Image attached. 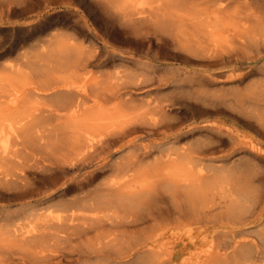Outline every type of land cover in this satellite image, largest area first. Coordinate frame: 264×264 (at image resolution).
I'll list each match as a JSON object with an SVG mask.
<instances>
[{"label":"rangeland","instance_id":"374dc122","mask_svg":"<svg viewBox=\"0 0 264 264\" xmlns=\"http://www.w3.org/2000/svg\"><path fill=\"white\" fill-rule=\"evenodd\" d=\"M245 1L11 0L0 8V83L10 91L0 100L11 104L0 108V126L9 129V125L15 128L19 124L12 92L20 87L28 106L37 105L41 115L67 121L82 138L90 135L94 141L131 115L117 117L111 110L120 104L119 97L105 103L100 99L107 93L106 87L128 85L127 95L133 97L130 103L137 110L152 98L175 101L165 119L176 122L179 141L173 129L149 132L139 128L98 147L84 165L61 174L59 182L69 178L74 187L76 179L93 171V180L85 189L123 181L136 190L161 162L164 148L180 153L184 147L215 146L170 165L181 177L180 193L175 200L162 199L168 211L156 219L127 228L106 223L79 238L51 237L49 242L37 244L14 235L5 224L7 217L36 204L38 212H58L56 206L45 210L44 201L51 197L58 203L81 193L74 187L65 198L56 190L49 197L52 187L35 173L41 162L28 165L31 170L25 179L13 184L0 181V264H214L241 261L244 251L252 254L254 264H264V103H238L233 96L238 90L264 87V20L260 19V30L252 22L244 24L238 12ZM257 1L264 4V0ZM244 31L254 35L256 43L244 42ZM25 74H33L32 79ZM43 75L51 78L43 79ZM209 75L219 77L220 82L197 85ZM203 88L211 94L202 93ZM61 91L77 98L78 93H85L83 107L73 113L60 111ZM218 95L225 99L219 100ZM202 123L217 124L232 137L224 131L195 127ZM7 142L0 135V146ZM256 146L262 148L261 155L250 152ZM144 149L151 153L139 157ZM137 155L140 159L127 174L116 173L117 165ZM3 162L0 160V166ZM197 178L203 196L200 198L199 190L193 202L198 212L195 216L189 199H195L190 183ZM245 180L251 199L235 210ZM36 186L40 194L20 193ZM128 210L105 211V216L132 212Z\"/></svg>","mask_w":264,"mask_h":264},{"label":"bare ground","instance_id":"6f19581e","mask_svg":"<svg viewBox=\"0 0 264 264\" xmlns=\"http://www.w3.org/2000/svg\"><path fill=\"white\" fill-rule=\"evenodd\" d=\"M10 1L11 0H0V8L4 7L5 5H8ZM155 7H158V5H156ZM218 8L221 9V5L218 4ZM229 10L231 11V9ZM214 14L213 17L215 18ZM238 14H240L241 17L239 19L243 20L244 24L247 21L252 22L254 25L258 26L257 28H259L260 30V19L264 20V4L259 3L257 0H246L244 2L243 9L241 10V12H238ZM244 32L246 34V31ZM241 36V38H244L243 40L247 44L256 43L257 41L255 40L257 38H255L254 35L249 36L246 34V36ZM86 63L87 62H84L83 65H86ZM73 67L78 69V63H74ZM38 73L40 74V71H38ZM39 74L36 75L38 76ZM24 76L32 79L33 74H25ZM48 76L43 75V79H46L45 77H47V79L51 78V76ZM2 77L4 78V76ZM205 77L206 79L197 82L198 86H207L206 84L214 85L220 82V79L217 76L209 75V77ZM29 83H32V81ZM113 87L114 86L106 87L107 93H105L103 95V98L100 99L105 103L106 101L119 97L121 99L120 104L117 106H113L111 110L119 114L117 117H123L128 114L131 115L129 116V118L122 120V124L116 126L115 128H113L112 131L108 132L102 138H99L95 141L93 140V138L89 137L90 135L82 138L78 130L74 128L73 125L68 124L67 121H58L57 119H55L56 117L52 114H47L46 116L41 115L40 107H38L37 105L28 106L26 97H24V94H22L24 93L22 87H20L14 92L11 91L14 95L13 98L15 100L14 105L16 106V119L20 125H16L15 128L13 125H9V129L0 126V135H4L5 139L8 141L7 143H3L2 146H0V160L2 162L4 161L2 163V166H0V181L4 183H12L20 178H24L26 177L25 174L29 173L31 170L28 168V165L33 166L41 162V169L39 171H35V173L40 174V177L41 179H43V182H47V184L52 187V190L48 189L49 197L52 196L55 192H59L58 196L60 198L68 196L69 192L74 187L78 188L79 192L81 193L80 195L78 194V196L75 197H64V201L60 199L61 202L59 201L58 203H54L51 200V197L49 198L50 200L47 199L46 201H44L45 210L50 207L56 206L57 209L55 211L58 212H38L36 211V209L38 208V205L36 204L28 211L16 212L12 215H9L5 221V224L12 229V233L14 235H17L24 240H34L35 244H37L42 242H49V239L51 237L62 236L64 238H70L73 236L79 238L90 230L99 229L106 223H108V225L111 227L127 228L129 226H136L140 223H144L148 220L156 219V217H159L168 211V208H165L163 206L164 202L162 201V199L168 196L171 199L175 200L178 198L180 193L177 187L179 182L182 181L180 179L181 177L178 176L177 172L174 171L170 165L177 161H180L181 158L186 155L188 157L190 156L191 158L192 156L194 157L195 155L204 153L206 151L208 152L215 148L214 145L210 144H207V146L205 144L206 147L199 145L192 147L189 146L184 147L183 151H181L180 153H178L176 149L170 150L172 148L171 146H169L171 147L170 149L164 148L161 154V162L156 164L149 171L148 180L146 181V183L136 186V190L126 187L123 181L109 182L103 185L100 184L91 189H85L86 186L90 185L93 180V171H89V173L83 176V178L81 179H76L74 181V187H72V182L69 178L59 182V179L62 176L61 174L64 175V172H66V170L68 169L84 165L87 158H89V156L91 155L90 153L95 151L98 147L103 148V146L107 145L110 141L119 139L120 136H123V134H128L129 132L135 131L139 128H144L149 132L157 131L159 128L162 127L164 130L173 129L174 131H172V133L175 136L177 135L175 138L178 140L180 130L178 128L175 129L176 122L174 120L171 121L165 119V117L168 116L167 112L169 110V107L173 103H175V101L170 102V100L164 101V99L161 98H152L151 101H147L145 103V107L143 109L137 110V107L130 103L133 100V97L131 95H127L128 85L124 84V86L122 87H117L115 85L116 88ZM33 88L36 89L37 87L32 86V89ZM47 88L51 87L47 86ZM200 91L202 93H206V95L209 94L207 93V91H205V88L200 89ZM7 94H10V91L6 89V86L3 83H0V99L7 97ZM78 94L80 95V98H77V95L72 96V93H70L69 91H61V93L59 94V104H57L60 111H67L73 113L77 112L80 107H83V98L86 96V94ZM233 96L234 100L238 103L242 100H245L244 102L259 105L261 103H264V87L261 86L260 88L256 85L251 88L249 87L248 89H246L245 92H241L238 90L237 92L233 93ZM215 97H218L219 100L225 99V96L218 95ZM2 100H0V108H8L11 106V104L9 103L4 104L5 102ZM84 118L85 117H83V119ZM144 124H149L152 127H145ZM195 127H197L199 130H206L210 132L224 131L219 125L214 123H202L200 126ZM193 128H191L190 130H192ZM224 132H226L227 136L232 137L229 131ZM9 144H12L10 150ZM88 147L90 150L88 149ZM85 148L86 151L81 154V152ZM253 148L254 151L252 150L250 152H253L254 155H261V147L256 146ZM70 153H74L75 156L70 157ZM150 153L151 150L144 149L140 153L139 157L148 156ZM41 156H43V158ZM139 157L137 155L129 156L128 158H126L124 161H122L119 165L116 166V173L118 175L127 174V172L131 170L135 162L140 159ZM17 158H22V160H18ZM109 176H107V178ZM247 184L248 183L245 180L243 185L239 188L240 200L238 199L237 203L234 204L233 207L235 210L238 209L240 203L242 205L246 202L245 200H248L249 198L251 199V190L248 189ZM190 185L192 191H194L193 195L195 199H188L190 204L192 205L191 211L196 216L198 212L197 209L193 206V202L196 203L197 198L199 196L200 198L203 196L201 195L203 193V188L202 190H200L202 184L199 178L194 180L192 179ZM54 190L56 191L53 193ZM34 192L36 194L41 193L37 186L34 188H26L20 193L22 195H32V193ZM198 192L200 194L199 196ZM229 199L231 200L230 197ZM175 208L179 213V207ZM127 209H130L128 211L132 212L127 211L128 214H122L120 216L114 214L108 218H106L105 216L107 215L106 212L109 211L113 213H118L119 210L126 211ZM116 235L117 234L114 233V237ZM114 237H112L111 239H114ZM61 240L63 241V239ZM146 244L147 243L145 242L144 245ZM128 246L130 247V245ZM130 249H134V247L132 246L130 247ZM241 256V261H221L216 263L214 262V264H254L253 256L252 254H250L249 251L242 252Z\"/></svg>","mask_w":264,"mask_h":264}]
</instances>
